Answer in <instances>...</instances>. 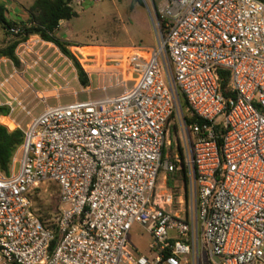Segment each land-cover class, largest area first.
Instances as JSON below:
<instances>
[{
    "label": "built area",
    "instance_id": "1",
    "mask_svg": "<svg viewBox=\"0 0 264 264\" xmlns=\"http://www.w3.org/2000/svg\"><path fill=\"white\" fill-rule=\"evenodd\" d=\"M86 1L100 0L69 6ZM152 6L149 48L71 45L69 59L38 35L17 45L22 69L9 60L0 79L9 95L0 123L23 135L9 175L0 173V264H264V0ZM8 33L25 36L18 26ZM70 60L85 76L116 77L122 92L46 107L21 127L12 115L31 110L20 97L30 91L44 102L33 87L55 77L68 89ZM218 70L229 73L226 90ZM181 169L189 201L173 211L157 179ZM49 183L58 186L59 212L48 220L55 230L31 201ZM134 225L151 236L147 255L127 244Z\"/></svg>",
    "mask_w": 264,
    "mask_h": 264
},
{
    "label": "rangeland",
    "instance_id": "2",
    "mask_svg": "<svg viewBox=\"0 0 264 264\" xmlns=\"http://www.w3.org/2000/svg\"><path fill=\"white\" fill-rule=\"evenodd\" d=\"M100 0V1H86L82 7H72L75 16L69 21L62 24L60 30L55 32V36H60L62 40L67 41L71 45H77L81 47H107V48H120V47H135L138 49H144L152 47L155 44V37L153 33V27L151 23V15L153 13V6H157L161 0ZM34 0H0V6L6 10V18L11 21H17L18 14L21 11H26L31 8ZM18 10V11H17ZM27 19H25L26 21ZM5 34V32L3 31ZM11 36V35H10ZM6 37V36H5ZM1 38V35H0ZM14 38L10 42H12ZM41 53L45 54L43 59L50 58L49 63L56 59V55L52 54V50H41ZM96 53H102V51H96ZM71 61V60H70ZM58 62L55 63V66ZM74 72L69 76V90L75 89L78 94L74 95L69 90H64L65 86L56 77L54 83L50 82L48 85L43 80H40L38 84H35L33 89L38 92L45 93V96L49 99L48 106H55L58 104L66 105L76 101H86L89 98H103L104 96H112L122 91V88L116 87V77H101L98 83V87H106L108 90L106 94L104 91L100 93L94 92L91 95L81 93L80 88L77 85V69L74 64V60L71 61ZM17 69L21 70L22 66L15 65ZM39 67L47 72L46 67L39 64ZM62 68H60L61 70ZM37 72L44 77L43 72ZM68 73V71H66ZM30 74V73H29ZM92 87L96 88V76H92ZM72 80L70 81V79ZM27 81L31 82L30 77L26 76ZM22 87L24 84L18 77L15 78ZM13 87H18L14 82H11ZM81 85V84H79ZM131 83H128L130 86ZM10 87V86H9ZM57 90L56 92L54 91ZM4 93V90L1 91ZM16 95V92H13ZM31 95H34L29 91ZM26 94H23L25 96ZM35 96V95H34ZM60 98V99H59ZM57 99L58 102L56 101ZM38 100V99H37ZM39 101V100H38ZM29 110H31L30 116H27L24 112H20L17 109L12 115V119L16 123H20L21 127H24L30 119L37 117L45 108L44 103H39L35 106V102L28 104ZM35 106V108H34ZM33 107V108H32ZM223 116H220L217 121L222 122ZM2 123L12 126L13 124L7 120H2ZM1 124V123H0ZM5 126V125H3ZM15 128V127H13ZM12 128V129H13ZM15 130V129H13ZM171 141H174V135L171 133ZM157 186H163V193L172 194L175 204L173 211L178 208L177 201L182 199L185 206L188 205L189 191L191 185L189 184L186 176V182L183 181L179 171L173 174H165L160 172L157 179ZM159 193L162 190L157 189ZM58 186L55 183H49L44 186H40L33 191L31 195L32 208L34 213L43 220H51L59 212V202L57 199ZM151 236L147 231L138 225H134L127 235V244L129 248L141 255H147L148 245L151 243ZM205 254V252H204ZM205 256V255H204Z\"/></svg>",
    "mask_w": 264,
    "mask_h": 264
},
{
    "label": "trees",
    "instance_id": "3",
    "mask_svg": "<svg viewBox=\"0 0 264 264\" xmlns=\"http://www.w3.org/2000/svg\"><path fill=\"white\" fill-rule=\"evenodd\" d=\"M141 3L140 0H137ZM76 14L69 6V0H34L33 5L27 10V20L23 22H11L6 18V10L0 6V28L8 33L6 28L11 29L13 27H21L25 36L11 35L14 40L8 43L5 47L0 48V58H7L11 60L15 65H18V61L14 55V51L17 45L25 40L28 36L38 35L42 40L53 43L59 51L69 59H72L68 47L71 46L66 41L60 40L54 35L57 27L66 21H69ZM79 81L82 86L86 85L85 77L79 65L74 61ZM217 81L221 89L226 90L229 83V73L223 70L216 72ZM183 108L185 105L183 104ZM9 115V108L6 106L0 107V117ZM195 119L189 120L188 124H191ZM22 132L20 130L10 131L7 127L0 124V173L3 175H9L12 160L17 152V149L22 143ZM183 181L186 182V171L181 169L179 171ZM40 219V218H39ZM40 221L51 229L55 230L54 225H50L48 220Z\"/></svg>",
    "mask_w": 264,
    "mask_h": 264
},
{
    "label": "crops",
    "instance_id": "4",
    "mask_svg": "<svg viewBox=\"0 0 264 264\" xmlns=\"http://www.w3.org/2000/svg\"><path fill=\"white\" fill-rule=\"evenodd\" d=\"M18 11V10H17ZM19 16L17 17V21H15L16 23H19V22H23V21H25V19H27V12L26 11H21L19 14H18ZM60 28H61V26H60ZM60 28L58 29V30H60ZM58 30H56L57 32H58ZM55 31V32H56ZM5 32V31H4ZM55 32H54V35H55ZM0 35H1V38H0V48H2V47H5L8 43H10V41L12 40V37L10 36V34L9 33H3V30L0 28ZM6 36V37H5ZM57 38H59L60 40H62L61 39V37L60 36H58ZM63 41H65V40H63ZM67 42V41H66ZM8 61H9V59H7V58H0V79L2 78V77H5L6 76V74L7 73H9L10 71H11V69H10V64L8 63ZM91 72V75L90 76H85V74H84V77H85V82H86V85L85 86H82V85H79L80 84V81H79V76H78V73H77V77L75 78V80H77V85L79 86V88H80V92L81 93H86V94H88V95H91V94H93L94 92H101V91H104V93L106 94V91L108 90V88H106V87H102V88H100V87H98V83H99V81H100V78L101 77H106L107 75H104L103 73H102V71L101 70H91L90 71ZM92 76H96L97 78H96V83H97V87L96 88H94V87H92V84H93V77ZM72 80V78L70 79V81ZM119 88V87H118ZM65 90H69V89H65ZM70 92H73V94L74 95H77L78 94V92L75 90V89H73L72 88V90H69ZM122 92V91H121ZM120 92V93H121ZM11 93H13V91H11ZM120 93H118V94H120ZM14 94V93H13ZM24 94H26L25 96H21L20 97V99L22 100V102H23V105L26 107V108H28L29 106H28V104H30L31 102H35V106L37 105V104H39V103H44L45 104V108L46 107H53V106H48L47 105V102H48V100L49 99H53V100H55V98H46V97H44L45 96V93H43V92H39V95H41V96H43L44 98H45V101L43 102V101H38L36 98H35V96L34 95H31L30 93H29V91H26ZM118 94H115V95H112V96H104L103 98H105V97H113V96H116V95H118ZM12 95V94H11ZM60 99V98H59ZM59 99H57L56 101L58 102V100ZM98 99H102V98H96V99H91V98H89L88 100H98ZM7 100H9V95L4 91V93H1L0 94V103H5ZM88 100H86V101H88ZM76 102H84V101H76ZM73 103H75V102H73ZM70 104H72V103H70ZM57 105H61V104H59V102H58V104ZM67 105V104H66ZM35 106H34V108H35ZM56 106V105H55ZM33 108V107H32ZM44 108V109H45ZM30 121V120H29ZM27 124V123H26ZM14 127V125H12V126H10V128H13Z\"/></svg>",
    "mask_w": 264,
    "mask_h": 264
},
{
    "label": "water",
    "instance_id": "5",
    "mask_svg": "<svg viewBox=\"0 0 264 264\" xmlns=\"http://www.w3.org/2000/svg\"><path fill=\"white\" fill-rule=\"evenodd\" d=\"M6 30H8V28H6Z\"/></svg>",
    "mask_w": 264,
    "mask_h": 264
},
{
    "label": "bare ground",
    "instance_id": "6",
    "mask_svg": "<svg viewBox=\"0 0 264 264\" xmlns=\"http://www.w3.org/2000/svg\"><path fill=\"white\" fill-rule=\"evenodd\" d=\"M9 126V125H8ZM10 127V126H9Z\"/></svg>",
    "mask_w": 264,
    "mask_h": 264
}]
</instances>
